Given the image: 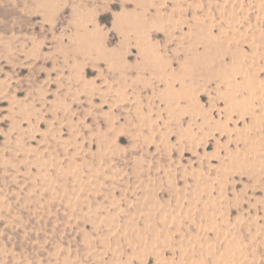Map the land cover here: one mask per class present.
Masks as SVG:
<instances>
[{"label": "rangeland", "instance_id": "rangeland-1", "mask_svg": "<svg viewBox=\"0 0 264 264\" xmlns=\"http://www.w3.org/2000/svg\"><path fill=\"white\" fill-rule=\"evenodd\" d=\"M0 264H264V0H0Z\"/></svg>", "mask_w": 264, "mask_h": 264}]
</instances>
